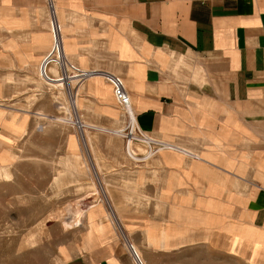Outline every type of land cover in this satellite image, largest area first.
Segmentation results:
<instances>
[{
  "label": "crops",
  "instance_id": "0c3cea01",
  "mask_svg": "<svg viewBox=\"0 0 264 264\" xmlns=\"http://www.w3.org/2000/svg\"><path fill=\"white\" fill-rule=\"evenodd\" d=\"M51 3L0 0V75L40 91L31 77L54 37L57 55L96 72L78 116L123 129L127 113L106 77L116 74L137 126L171 144L136 164L132 147L96 132L115 179L104 182L116 189L112 212L98 206L87 244L95 228L97 239L59 264H246L224 230L264 229V0H57L60 13ZM60 77L59 86L78 83Z\"/></svg>",
  "mask_w": 264,
  "mask_h": 264
},
{
  "label": "rangeland",
  "instance_id": "374dc122",
  "mask_svg": "<svg viewBox=\"0 0 264 264\" xmlns=\"http://www.w3.org/2000/svg\"><path fill=\"white\" fill-rule=\"evenodd\" d=\"M55 5L60 13L57 0ZM52 14L57 18L56 11ZM63 31L62 25L61 39ZM53 44L56 47L54 37ZM3 67H0L1 72H4ZM47 71L55 81L47 79L41 70L36 79L31 77L39 87L42 85L40 91L24 86L26 76L11 75L15 80L12 78L9 82L6 75H0V111L3 112L0 119V264H59L86 250L85 245L93 244L100 230L94 229L87 244L90 218L102 204L112 212L110 198L116 191L105 184L108 179L111 184L115 181L112 169L103 171L99 165L97 170L95 156L101 155L100 144L105 140L96 138V132L98 135L106 133L107 137L117 136L127 152L126 140L119 133L121 127L107 129L88 125L81 119L82 137L77 126L78 110L73 106L71 109L70 105L75 93L81 96L85 82L78 93L77 82L73 87L65 78L64 84L59 86L61 77L57 64L49 65ZM16 81L19 87L22 85V91H13ZM47 85L54 89H47ZM128 142L132 143L135 154L148 151L141 143H133L131 139ZM143 160L145 158H137L135 163ZM92 180L97 183V189L99 185L100 198L105 202L84 211L78 199L91 200L88 195L97 190L90 186ZM221 207L222 204L219 209ZM208 219V224L215 223ZM230 225V231H224L231 237V253L242 255L246 264H264V229L248 222ZM230 263L239 264L236 258H230Z\"/></svg>",
  "mask_w": 264,
  "mask_h": 264
},
{
  "label": "built area",
  "instance_id": "2783aa9c",
  "mask_svg": "<svg viewBox=\"0 0 264 264\" xmlns=\"http://www.w3.org/2000/svg\"><path fill=\"white\" fill-rule=\"evenodd\" d=\"M49 3L52 9V3L50 0H49ZM57 51H58V47L56 49V47H54V44H53L51 51L48 53V55L45 57V59L43 60L41 64L40 70L47 79L53 80V77L49 75V72L47 71V67L49 65L51 66L52 64H57L59 66L62 77L71 76L73 79H77L78 85H80L83 81H85L91 75L96 73L95 71H86V70L79 68L77 65L69 61L64 51L62 52L61 55H57ZM106 77L113 87V93H114L117 103L121 107L126 109L127 113L130 115V119L127 118V114L125 115V117L127 118L126 126L122 130L119 131L120 135L126 140V144H127L126 150L129 151L128 150V145H129L128 140L129 139H131L133 143H141L145 145L150 152H157L160 148L169 147L171 144H169L168 141L157 139L136 125V117L132 109L131 94L126 87V84L123 78L116 74H106ZM77 123H78L77 126L83 137L84 124L81 122L78 116H77ZM146 153L137 152L136 155L139 159H143ZM135 254L137 258H139L136 252ZM140 264H142L141 261H140Z\"/></svg>",
  "mask_w": 264,
  "mask_h": 264
},
{
  "label": "bare ground",
  "instance_id": "6f19581e",
  "mask_svg": "<svg viewBox=\"0 0 264 264\" xmlns=\"http://www.w3.org/2000/svg\"><path fill=\"white\" fill-rule=\"evenodd\" d=\"M57 33V32H56ZM59 46H61V44H59ZM71 95V94H70ZM114 98H115V96H114ZM66 102V101H65ZM72 102V101H71ZM83 98H82V96H79L77 93H75L74 94V101H73V105H70L71 106V109H72V106L74 107V109L76 110H78V108L79 107H82L83 106ZM126 110V109H125ZM77 113V112H76ZM126 113H127V110H126ZM134 114H135V112H134ZM3 115V112H1L0 111V119H2V116ZM72 115V118L74 119V114L72 113L71 114ZM78 115V114H77ZM127 117L130 119V115L127 113ZM136 117V116H135ZM80 118V120L82 119L81 117H79ZM137 125V124H136ZM75 141H76V144L77 145H79V142H78V140H77V138L75 139ZM131 147H132V143H129V145H128V149L130 150L131 149ZM80 150H81V148H80ZM156 152H150L149 150H148V152H147V155L148 156H152V155H154ZM83 160H85V159H83ZM102 160H103V157H101V155L100 156H95V162H96V166H97V170H98V166L99 165H101V168L104 170V166H103V162H102ZM83 163L85 164V162L83 161ZM85 167H86V164L84 165ZM89 166V165H88ZM90 170H91V168H89ZM89 171V170H88ZM105 177V176H104ZM102 178H103V176H102ZM92 183H91V187L92 188H94V189H97V183L95 182V180H92L91 181ZM101 193H102V191L100 190V187H99V185H98V189L96 190V192H94V193H92L91 195H88V197H91V200L88 202V201H85L83 198H79L78 199V204L80 205V207L84 210V211H88L90 208H92V207H94V206H96V205H98V204H101V203H103V202H105L104 200H102L101 198H100V196H101ZM85 196V195H84ZM87 197V198H88ZM110 216V215H109ZM92 220V217L90 218V221Z\"/></svg>",
  "mask_w": 264,
  "mask_h": 264
}]
</instances>
